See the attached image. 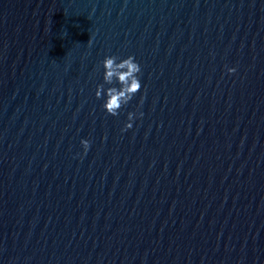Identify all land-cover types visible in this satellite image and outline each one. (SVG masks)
<instances>
[{"label":"water","instance_id":"1","mask_svg":"<svg viewBox=\"0 0 264 264\" xmlns=\"http://www.w3.org/2000/svg\"><path fill=\"white\" fill-rule=\"evenodd\" d=\"M0 264H264V0H0Z\"/></svg>","mask_w":264,"mask_h":264},{"label":"clouds","instance_id":"2","mask_svg":"<svg viewBox=\"0 0 264 264\" xmlns=\"http://www.w3.org/2000/svg\"><path fill=\"white\" fill-rule=\"evenodd\" d=\"M102 63L104 83L97 86L96 96L105 100L103 107L108 114L117 116L122 107L127 105L142 88L139 76L141 65L132 55L123 59L115 55H109L104 58ZM228 71L234 73L236 68H229ZM105 84L110 86L105 88ZM140 115L143 116V113L141 112ZM135 118V113H128L125 130L133 127ZM81 143L85 151L88 150L91 144L88 139H82Z\"/></svg>","mask_w":264,"mask_h":264}]
</instances>
